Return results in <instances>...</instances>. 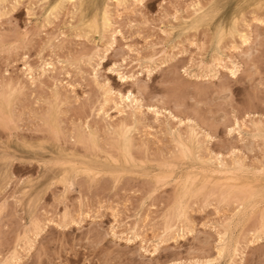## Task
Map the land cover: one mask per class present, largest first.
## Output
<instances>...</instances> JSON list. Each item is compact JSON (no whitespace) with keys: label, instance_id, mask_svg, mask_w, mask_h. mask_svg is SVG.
<instances>
[{"label":"rangeland","instance_id":"rangeland-1","mask_svg":"<svg viewBox=\"0 0 264 264\" xmlns=\"http://www.w3.org/2000/svg\"><path fill=\"white\" fill-rule=\"evenodd\" d=\"M0 6V264H264V0ZM43 62L52 70L38 76ZM105 82L137 109L104 104ZM243 185L245 204L221 195Z\"/></svg>","mask_w":264,"mask_h":264},{"label":"bare ground","instance_id":"bare-ground-1","mask_svg":"<svg viewBox=\"0 0 264 264\" xmlns=\"http://www.w3.org/2000/svg\"><path fill=\"white\" fill-rule=\"evenodd\" d=\"M18 1H20V0H12V3L13 4H17L18 3ZM38 1V0H37ZM40 1V0H39ZM44 1V0H43ZM69 1H71V0H69ZM142 1L143 0H132V2H133V6H137V5H140L141 3H142ZM120 3V2H119ZM260 2H258V4H259ZM60 4V3H59ZM1 7V6H0ZM118 14V13H117ZM105 20H107V19H105ZM111 21V20H110ZM252 22H255V20H253ZM257 22V21H256ZM94 23V22H93ZM107 24V23H106ZM257 25V24H256ZM107 26H108V24H107ZM105 28V27H104ZM107 28H109V27H107ZM243 36V35H242ZM112 40H113V38H111ZM114 41V40H113ZM112 45V44H111ZM248 48V47H247ZM97 51V50H96ZM243 53V52H242ZM102 54V53H101ZM245 54V53H244ZM165 56V55H164ZM91 57V56H90ZM89 57V58H90ZM228 61V60H227ZM232 61V60H231ZM23 65H25V64H23ZM48 65H50V63H46V62H43L42 64H40V66H38L39 68H37L38 70H39V73H37L38 74V76H41V75H43V74H45V73H47V72H49V71H51L52 70V67H48ZM201 64H199V67H201L200 66ZM222 64H220V62H219V64H218V62L217 63H213L212 65H211V63H210V66H208V65H206V66H203V68H202V70L203 71H206L207 73L209 72V73H212V75L211 76H214L215 74H218L219 73V71H220V69H225V67H222L221 66ZM26 67H25V69L23 70L24 72L26 71L27 72V76H28V79H29V81L30 82H32L33 80H34V78H33V75H32V69H31V67H29L28 65H25ZM195 66H197V65H195ZM224 66V65H223ZM37 70V71H38ZM201 70V71H202ZM228 70V71H227ZM34 71V70H33ZM226 71L229 73V74H231V75H234L233 74V71H236V67L235 66H233V67H230L229 69H226ZM25 72V73H26ZM34 74V73H33ZM26 75V74H25ZM208 75V74H207ZM210 75V74H209ZM26 76V77H27ZM35 76V75H34ZM97 84V83H96ZM2 88V87H1ZM103 88V95L102 96H104V99H103V103L104 104H106V103H108V102H112V90L111 89H109L108 87H102ZM101 88V89H102ZM7 89V88H6ZM16 90V89H15ZM3 91H5V90H3ZM3 91H1V92H3ZM7 91V90H6ZM5 91V92H6ZM11 91V90H10ZM4 94V93H3ZM6 94V93H5ZM117 95V97H118V103L119 104H116L115 106L117 107H120V111H119V113H123V111H124V109L125 108H127V109H130V110H132V108H134V107H136L135 109H137V107L139 106V104L137 103V101L136 100H134V99H131V100H129L128 99V97L129 96H121L120 94H116ZM116 97V98H117ZM121 97H124V99L122 100L121 99ZM4 99H5V97H4ZM5 101V100H4ZM3 101V103H5ZM117 101V100H116ZM58 102V101H57ZM115 102V101H114ZM115 103H117V102H115ZM7 107V106H6ZM5 107V108H6ZM11 107V106H10ZM105 108V107H104ZM116 109V108H115ZM105 110V109H104ZM117 112H118V109H117ZM155 113L154 114H159V112H158V110H156V111H154ZM99 113V112H98ZM101 113V112H100ZM97 114V113H96ZM126 114V113H125ZM8 115V114H7ZM108 115V114H107ZM102 116V115H101ZM155 116V115H154ZM168 116V115H167ZM171 116V115H170ZM11 117V116H10ZM100 117V116H99ZM2 118V117H1ZM104 118V117H103ZM176 119V118H175ZM171 120H173V118L171 119ZM11 121V120H10ZM104 121H105V119H104ZM129 121V120H128ZM117 122V121H116ZM123 122V121H122ZM122 122H121V124H122ZM191 123V122H190ZM119 124V123H118ZM179 124H180V122H179ZM57 125V124H56ZM123 125V124H122ZM173 125V124H172ZM256 125V124H255ZM5 126V125H4ZM115 126V125H114ZM183 126V125H182ZM235 126V125H234ZM77 127V126H76ZM122 127V126H121ZM250 127H252L251 125H250ZM258 127V126H257ZM259 127H261V126H259ZM9 128V127H8ZM172 128V127H171ZM11 129V128H10ZM262 129V128H261ZM12 130V129H11ZM10 130V131H11ZM259 130V129H258ZM124 131V130H123ZM257 131V130H256ZM59 132V131H58ZM79 132V131H78ZM9 133V132H8ZM75 133V132H74ZM80 134H82V133H80ZM123 134V133H122ZM120 135L121 136V141H119V142H121V144H120V147H119V150H120V152L122 151V153H123V156L127 159V158H129V156L131 155L130 154V150H129V145H128V141H127V139L123 136V135ZM114 135V134H113ZM42 136V135H41ZM47 136H49V135H47ZM84 136H85V133H84ZM89 136V135H88ZM179 136V135H178ZM43 137V136H42ZM115 137V136H114ZM44 138V137H43ZM72 138H74V137H72ZM87 139H88V137H86ZM86 138H85V141L87 142V140H86ZM50 139V138H49ZM84 138L81 136V142H82V140H83ZM177 142H175L176 143V145L179 147V149H178V152L180 153L181 152V154H189V152H188V150H187V148H186V146H185V144L183 143V141L182 140H180L181 138L180 137H177ZM182 139H183V137H182ZM185 139H186V137H185ZM73 140V139H72ZM76 140V139H75ZM120 140V139H119ZM172 140V139H171ZM23 141V140H22ZM174 141V140H173ZM78 142V141H77ZM79 142H80V140H79ZM84 143V142H83ZM88 144V143H87ZM108 145V144H107ZM92 146V145H91ZM109 147V146H108ZM121 148V149H120ZM88 149V148H87ZM107 149V148H106ZM130 149H132V148H130ZM175 150H176V148H174ZM108 150V149H107ZM112 150V149H111ZM134 150V149H133ZM174 150V151H175ZM80 151H81V148H80ZM98 151H100V150H98ZM104 151V150H103ZM106 151V150H105ZM109 151V150H108ZM82 152V151H81ZM93 152V151H92ZM134 152V151H133ZM132 152V153H133ZM146 152V151H145ZM87 153H89V152H87ZM109 153V152H108ZM138 153V152H137ZM112 154H114V152L112 153ZM136 154V153H135ZM181 154H179V156L181 157L182 155ZM205 154H206V152H205ZM117 155V154H116ZM115 155V156H116ZM133 155V154H132ZM143 155V154H142ZM176 155V154H175ZM110 156H111V154H110ZM122 156V157H123ZM140 156V155H139ZM206 156V155H205ZM167 157V156H166ZM183 157V156H182ZM221 157V156H220ZM133 158V157H132ZM139 158V157H138ZM141 158V157H140ZM139 158V159H140ZM160 158V157H159ZM169 157H167V159H168ZM218 158V157H217ZM222 158V157H221ZM143 159V158H142ZM170 159H172L171 157H170ZM174 160H175V157L173 158ZM177 159V158H176ZM160 160V159H159ZM162 160V159H161ZM217 160V159H216ZM144 161V160H143ZM146 161V160H145ZM153 161V160H152ZM163 161V160H162ZM165 161V160H164ZM223 161V160H222ZM139 163V162H138ZM149 163V162H148ZM159 163V162H158ZM222 163V162H221ZM156 164V163H155ZM235 168H243V166H241L240 164H236L235 163ZM220 169L221 168H223L224 170L227 168L225 165H223V166H218ZM218 167H217V169H218ZM234 168V167H233ZM234 168V169H235ZM222 169V170H223ZM228 169V168H227ZM216 170V169H215ZM232 169H230V171H231ZM209 171H211L210 169H209ZM263 171V170H262ZM210 173V172H209ZM215 174V173H217V174H215V176H217L218 175V172H214V171H212L211 173H210V176L212 175V174ZM227 173L229 174V171L227 170ZM214 174L212 175V176H214ZM221 174H224L225 175V173L224 172H222V173H220V175ZM228 174H226V176L228 175ZM209 175V174H208ZM224 175H221L222 177H223V181L221 180V182H227L228 180H231L230 178L231 177H229V178H224ZM230 175V174H229ZM197 176V175H196ZM192 177V176H191ZM228 177V176H227ZM194 178V177H193ZM196 179V178H195ZM205 179V178H204ZM211 179V178H210ZM233 180H234V178H233ZM157 181V180H156ZM162 181V180H161ZM193 181V180H192ZM191 179L190 180H187L186 182H185V184L187 185L188 184V186H187V188H185L186 187V185H184V187H183V193L185 192V190H186V192L187 191H189L188 190V187L189 186H192L191 185ZM212 181V180H211ZM232 181V180H231ZM204 182V181H203ZM216 182H220V179H219V181H217L216 180ZM224 182V183H225ZM210 183V182H209ZM206 184V183H205ZM222 184V183H221ZM155 185V184H154ZM169 185V184H168ZM217 185V184H216ZM242 185V184H241ZM231 186V185H230ZM244 186V187H243ZM243 186H241V189H242V187H243V190H245V191H247L246 193H244L243 191H241V193L239 192H237L238 194L237 195H239V194H244V195H246V196H244V195H239V196H237L234 192V190H235V188L234 187H231L232 188V190H233V193L230 195V191H231V188L228 186H226V189H225V191H224V193H222L221 195H223L224 197L223 198H225V195L227 196L226 198H228V196H232V195H234V197L233 198H239L240 196H241V198H240V200L239 201H241L242 200V198H248V199H250L251 197H250V194H252V193H250L249 194V192L251 191V186H250V188H249V186L248 185H246V189H244L245 188V185H243ZM248 186V187H247ZM199 187V186H198ZM202 187H205V186H202ZM225 187V186H224ZM223 187V188H224ZM210 188H212V187H210ZM213 188H216V187H213ZM229 188V189H228ZM255 188V187H254ZM206 189V188H205ZM228 189V191H226ZM247 189H250V190H247ZM51 190V189H50ZM207 191V190H206ZM249 191V192H248ZM253 191V190H252ZM251 191V192H252ZM261 191V190H260ZM263 191V190H262ZM196 192V191H195ZM201 192V191H200ZM223 192V191H222ZM254 192V191H253ZM187 193H192V192H187ZM187 193H185L184 194V196L187 194ZM227 193V194H226ZM248 193V194H247ZM179 194L181 195V193L179 192ZM199 194V193H198ZM202 194V193H201ZM207 194V193H206ZM213 194V193H212ZM225 194V195H224ZM188 195V194H187ZM186 195V196H187ZM218 195V194H217ZM216 195V196H217ZM181 196H183V195H181ZM191 196H192V194H191ZM194 196V195H193ZM236 196V197H235ZM248 196V197H247ZM190 197V196H189ZM195 197V196H194ZM207 197V196H206ZM211 197H213V195L211 196ZM250 197V198H249ZM180 198V197H179ZM186 198V197H185ZM196 198V197H195ZM244 198V201L246 200ZM187 199V198H186ZM192 199H193V197H192ZM206 199V198H205ZM218 199H220L221 200V197L220 198H218ZM232 199V198H231ZM179 200V199H178ZM177 200V201H178ZM180 200H181V198H180ZM179 200V201H180ZM191 200V199H190ZM219 200V201H220ZM228 200V199H227ZM236 200V199H235ZM218 201V200H217ZM218 201V202H219ZM224 201V200H223ZM231 202H232V200H230ZM229 201V202H230ZM234 201V200H233ZM243 201V200H242ZM241 201V202H242ZM244 201H243V203H244ZM247 201V200H246ZM182 202V201H181ZM186 202V201H185ZM238 202V201H237ZM188 203H190V201L188 202ZM224 203V202H223ZM235 203H236V201H235ZM246 203V202H245ZM244 203V204H245ZM229 204V203H228ZM233 204H234V202H233ZM239 204L240 205H243L244 206V204H241L240 202H239ZM177 206H176V208H177V210L175 211V209H174V211L177 213V215H176V213L174 212V214L177 216L176 217V220H177V218L178 217H181V218H179V219H182L183 217H185V214H184V211L183 210H185L186 211V209H182L180 206H178L179 205V202H177V204H176ZM181 206L183 205L182 203L180 204ZM239 205V206H240ZM242 206V207H243ZM183 207V206H182ZM241 207V208H242ZM186 208V207H185ZM244 208V207H243ZM115 211V210H114ZM173 214V213H172ZM169 216V215H168ZM171 216V215H170ZM69 217V216H68ZM173 217V216H172ZM36 218V217H35ZM115 219V218H114ZM178 219V220H179ZM38 220V219H37ZM225 220V219H224ZM170 221V220H169ZM46 222V221H45ZM143 222V221H142ZM168 222V221H167ZM184 222H185V220H184ZM33 223V222H32ZM132 223H133V221H132ZM181 223V222H180ZM186 223V222H185ZM30 224V223H29ZM121 224V223H120ZM134 224V223H133ZM165 225H166V223H165ZM168 225H170V224H168ZM168 225H167V227L166 228H164L163 230H165V231H163V232H168L169 233V231H171V230H169V229H171V226L170 227H168ZM115 226V225H114ZM134 226V225H133ZM141 226V225H140ZM32 227V226H31ZM118 227V226H117ZM114 228V227H113ZM112 228V229H113ZM31 229V228H30ZM130 229V228H129ZM34 230V229H33ZM232 230V229H231ZM261 230H264V228L263 229H261ZM117 232H119L118 230H116ZM133 231H134V228H133V230L131 229V232H130V234L131 235H133ZM221 231V230H220ZM238 231V230H237ZM135 232V231H134ZM139 232V231H138ZM30 233V232H29ZM34 234V233H33ZM35 234H36V232H35ZM138 234V233H137ZM162 235V234H161ZM169 235V234H168ZM117 236V235H116ZM138 236V235H137ZM27 237V236H26ZM142 237V236H141ZM163 237V236H162ZM240 237V236H239ZM136 238V237H135ZM158 238V237H157ZM132 239H133V237H132ZM238 239V238H237ZM128 241V240H127ZM24 243V242H23ZM25 244V243H24ZM237 244H239V243H237ZM21 246V245H20ZM235 247V246H234ZM235 251V250H234ZM239 253V252H238ZM13 256H14V254H13ZM217 256V255H216ZM18 258V257H17ZM230 260V259H229ZM230 262H231V260H230ZM233 262V261H232ZM230 264H232V263H230Z\"/></svg>","mask_w":264,"mask_h":264},{"label":"snow or ice","instance_id":"snow-or-ice-1","mask_svg":"<svg viewBox=\"0 0 264 264\" xmlns=\"http://www.w3.org/2000/svg\"><path fill=\"white\" fill-rule=\"evenodd\" d=\"M258 23L264 24V21H258ZM118 34H119V33H117V35H118ZM193 46L195 47V45H193ZM131 51H132V49L129 48V49H128V52H131ZM48 67H51V65H48ZM96 68H98V65H93V77H94V78H96V74H97V73H96ZM117 68H118V65H117V64H112V66H111L110 68H108V72H110V73H111V72H116V75H117V76H120V73L117 71ZM183 71H184V74L187 75V69H184ZM233 74H235V71H233ZM121 79H122V80L133 79V82L137 84V87H140L139 82H138V81H135L134 78H130V77L124 75V76L121 77ZM105 87H107V83H106V82H105ZM112 95L115 96L116 93L113 92ZM121 99L123 100L124 97H121ZM128 99H129V100L132 99V97H131V93H129V97H128ZM148 111H149V112H154V111H156V110L153 109V108H149ZM232 132H233V129H232V128H229V129H228V133H229V135H231ZM89 218H92V217H91V212L89 213ZM81 219H83V215L81 216ZM68 222H69L68 212H67V210H65V213H64V220H63V225H66ZM72 222H73V223H76V226L79 227V221H77V220L75 219V217L72 218ZM47 223L51 224V223H53V221L49 220ZM63 225L60 224V223H57V224H56L57 227H62ZM34 227H35V229H36V231H37V234H39V232H40V231L42 230V228H43V225L41 224L40 221L37 220V221H34ZM112 238H113V240L116 239V233H115V230H114V229H113V231H112ZM121 238H122V237H121ZM136 239L139 240L140 238H139V237H136ZM132 242H133V241H132L131 238H129L128 241H127V243H129V244H131ZM140 251H141L142 253H145V255H148V253L145 252V249H144L143 247L140 248ZM152 254H153V255L155 254L154 251H152ZM217 255H218V256L220 255L219 250H218V252H217ZM15 264H19V262H15ZM208 264H217V262H216L215 260H213V261H209Z\"/></svg>","mask_w":264,"mask_h":264}]
</instances>
